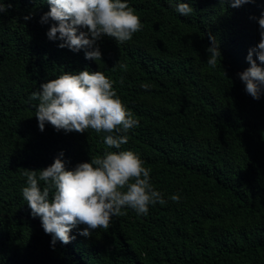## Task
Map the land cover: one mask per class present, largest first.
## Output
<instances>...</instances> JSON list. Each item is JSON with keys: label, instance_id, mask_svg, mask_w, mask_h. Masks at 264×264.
<instances>
[{"label": "trees", "instance_id": "16d2710c", "mask_svg": "<svg viewBox=\"0 0 264 264\" xmlns=\"http://www.w3.org/2000/svg\"><path fill=\"white\" fill-rule=\"evenodd\" d=\"M122 2L142 29L123 44L98 41L100 62L48 39L53 22H40L47 0H0L12 5L0 13V264H264V89L254 100L237 75L260 41L264 0L239 8L232 0ZM178 3L194 11L181 16ZM209 33L222 55L215 68L207 64ZM86 69L109 78L139 122L120 149L90 128L38 127L32 93ZM109 151L135 153L166 203L147 215L126 207L90 237L78 234L80 225L74 240L53 248L23 198L21 169H45L63 152L73 170Z\"/></svg>", "mask_w": 264, "mask_h": 264}, {"label": "clouds", "instance_id": "9594fccd", "mask_svg": "<svg viewBox=\"0 0 264 264\" xmlns=\"http://www.w3.org/2000/svg\"><path fill=\"white\" fill-rule=\"evenodd\" d=\"M47 3L50 10L40 22H53L47 32L48 39L61 41L59 48L74 53L84 50L87 60L101 62L98 41L105 36L123 44L142 29L135 9L122 0H47ZM248 3L254 0H232L231 7ZM11 7L0 3V13ZM175 11L189 16L194 8L189 3H178ZM24 19L28 21L31 16ZM257 22L260 41L248 51L246 60L250 67L237 74L254 100L260 99L264 89V13ZM209 40L212 46L207 49V64L215 68L218 61L221 63L222 55L216 37L209 33ZM142 87L147 89L149 85ZM29 99L39 101L35 118L41 132L46 124L66 133L83 134L90 128L97 133H108L104 143L109 148L120 149L128 143L126 133L139 123L118 97L113 82L100 71L63 73L40 85ZM63 157L61 152L45 169H21L27 178L23 198L32 217H39L45 234L52 236L53 248L57 241L67 245L74 240L70 233L80 225L86 228L78 234L90 237L93 230L109 229L112 218L124 214L122 209L126 207L147 215L150 205L166 203L150 182L151 170L132 151L105 152L103 157L77 164L73 170H66ZM171 199L179 202L180 197L174 195Z\"/></svg>", "mask_w": 264, "mask_h": 264}]
</instances>
